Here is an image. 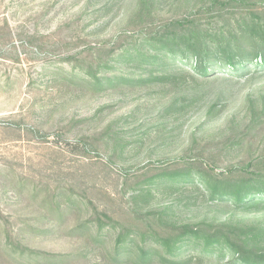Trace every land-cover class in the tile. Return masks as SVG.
<instances>
[{
	"label": "rangeland",
	"instance_id": "374dc122",
	"mask_svg": "<svg viewBox=\"0 0 264 264\" xmlns=\"http://www.w3.org/2000/svg\"><path fill=\"white\" fill-rule=\"evenodd\" d=\"M143 1L0 0V264H137L135 253L112 259V229L102 240L71 232L90 216L91 203L122 221L134 210L162 213L175 224L264 226V211L236 210L210 200L198 184L170 186L158 177L191 159L222 170L264 157V122L250 150L228 147L252 110L264 107V70L201 79L151 58L143 32L211 0ZM253 1L251 10L227 6L217 17L198 12V24L208 32L234 28L246 14L262 15L264 0ZM139 50L146 55L137 56ZM96 67L98 75L129 80L96 88L90 75ZM149 71L179 79L148 80ZM12 239L75 256L23 258ZM229 258L188 245L174 262L156 257L139 264H235Z\"/></svg>",
	"mask_w": 264,
	"mask_h": 264
},
{
	"label": "trees",
	"instance_id": "16d2710c",
	"mask_svg": "<svg viewBox=\"0 0 264 264\" xmlns=\"http://www.w3.org/2000/svg\"><path fill=\"white\" fill-rule=\"evenodd\" d=\"M254 4L253 0H211L208 7H201L194 14L143 32L145 43L152 51L151 58L160 59L170 67L188 68L193 78L201 79L216 73L234 77L264 70V8L260 12L263 16L246 14L245 18L242 16L239 19L236 27L210 32L200 27L196 16L200 12L217 17L227 6L251 10ZM7 27L5 24L2 28ZM124 50L120 54L125 53ZM145 55L142 50L138 51L137 56ZM98 66L106 68L108 61ZM100 67H96L90 74L93 76L92 86L96 88L129 80L121 74L98 75ZM145 79L172 83L179 78L174 73L153 74L149 71ZM261 108L252 110L249 123L229 140V148L246 146L250 150L255 145L259 125L264 122V107ZM158 177H166L170 186L178 182L198 184L210 200L230 203L236 210L264 211V157L228 165L222 170L215 169L214 163L206 158L191 159L182 165L172 164L162 168ZM91 206L90 216L72 227L71 232L102 240L106 235L105 230H114L116 234L112 259L115 261L127 260V257L135 253L137 264L147 263L156 257L174 262L180 250L191 245L202 253H216L220 257L227 255L235 264H264L263 225L205 221L175 224L165 222L162 213L134 210H131L133 214L129 220L122 221L107 208L94 203ZM54 208L57 210L58 206ZM59 216L61 218V213ZM138 237L142 240L152 238L155 244H140ZM12 242L21 249L23 258H36L39 253L56 256L58 261L65 262L75 256V253L69 252L52 253L31 249L15 239Z\"/></svg>",
	"mask_w": 264,
	"mask_h": 264
}]
</instances>
